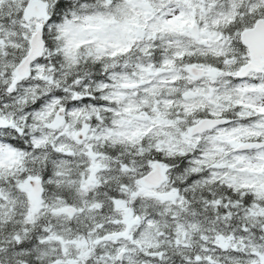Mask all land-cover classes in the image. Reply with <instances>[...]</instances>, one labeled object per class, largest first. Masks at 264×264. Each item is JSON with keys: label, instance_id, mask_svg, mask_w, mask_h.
<instances>
[{"label": "snow or ice", "instance_id": "snow-or-ice-1", "mask_svg": "<svg viewBox=\"0 0 264 264\" xmlns=\"http://www.w3.org/2000/svg\"><path fill=\"white\" fill-rule=\"evenodd\" d=\"M0 264H264V0H0Z\"/></svg>", "mask_w": 264, "mask_h": 264}]
</instances>
